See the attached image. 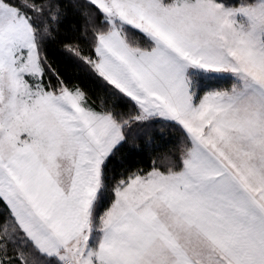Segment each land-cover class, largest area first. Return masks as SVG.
I'll return each mask as SVG.
<instances>
[{
	"label": "snow or ice",
	"instance_id": "snow-or-ice-1",
	"mask_svg": "<svg viewBox=\"0 0 264 264\" xmlns=\"http://www.w3.org/2000/svg\"><path fill=\"white\" fill-rule=\"evenodd\" d=\"M0 264H264V0H0Z\"/></svg>",
	"mask_w": 264,
	"mask_h": 264
}]
</instances>
